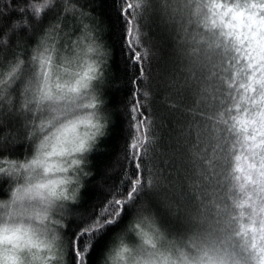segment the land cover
<instances>
[{
  "label": "clouds",
  "instance_id": "1",
  "mask_svg": "<svg viewBox=\"0 0 264 264\" xmlns=\"http://www.w3.org/2000/svg\"><path fill=\"white\" fill-rule=\"evenodd\" d=\"M59 2L63 19L36 33L27 55L3 57L10 35L30 22L14 19L0 35V110L22 119L31 147L23 157L0 162V183L7 182V194L0 197V264H67L64 225L81 198L91 155L110 127L104 97L110 52L89 10L77 0ZM248 2L192 0L185 10L172 0L161 4L159 17L174 42L189 28L198 37L222 41L221 32L247 29L254 12ZM57 3L48 0V8ZM157 203L178 227L166 224L146 199L131 207L98 264H256L238 247L239 225L230 220L238 209H222L217 218L202 206L163 195Z\"/></svg>",
  "mask_w": 264,
  "mask_h": 264
},
{
  "label": "snow or ice",
  "instance_id": "2",
  "mask_svg": "<svg viewBox=\"0 0 264 264\" xmlns=\"http://www.w3.org/2000/svg\"><path fill=\"white\" fill-rule=\"evenodd\" d=\"M114 2L123 23L124 72L133 73L127 81L133 85L127 105L132 136L126 166L131 171L123 173L121 186L110 193V199L71 221L76 224L70 237L71 264H90L104 234L119 224L130 207L146 199L157 203L161 195L185 206H202L217 218L222 209H238V215L230 216L239 225L238 247L245 257L264 264V0L246 3L254 9L247 29L221 32L222 41L198 37L191 28L177 33V67L165 85L176 101L165 99V104L174 117L177 148L190 165L183 182L187 191L171 179V172L165 176L164 169L148 166L157 138L145 88L153 84L149 61L155 54L145 47L142 22H161L160 6L167 7L172 0ZM178 2L185 10L192 4V0ZM47 8L48 0L29 5L36 17ZM4 155L0 148V157ZM68 226L64 225L65 232Z\"/></svg>",
  "mask_w": 264,
  "mask_h": 264
},
{
  "label": "trees",
  "instance_id": "3",
  "mask_svg": "<svg viewBox=\"0 0 264 264\" xmlns=\"http://www.w3.org/2000/svg\"><path fill=\"white\" fill-rule=\"evenodd\" d=\"M84 9L89 10L93 23L98 26V30L110 52L107 79L104 86V97L106 100V111L110 115V127L107 136L101 141L95 152L91 155V165L89 176L85 180V186L81 193V198L72 207L71 215L66 224L69 225L64 235L67 244V264H71V233L75 231L76 224L71 221L81 215L89 213L92 209L100 206L107 199L110 193L120 185L125 171H131L126 166L127 149L132 130L129 127L130 117L127 110L129 93L133 90V85L127 83L133 73L125 75L124 60L122 55L121 32L123 29L122 19L118 12V5L114 0H77ZM29 0H0V33H4L17 18H23L30 22L29 28H21L18 32L10 35L9 46L3 57L7 59L14 53L27 55L28 48L35 42L36 33L43 31L45 26L57 17H61V3L47 8L39 21L34 20V15L29 11ZM24 9V11H20ZM144 24L145 47H151L155 54V59L149 61L153 84L149 91L148 109L156 120L155 135L157 142L148 166L165 170L172 173L171 179L178 180L187 191V186L183 183L185 175L190 165L186 158H182L180 150L177 148L175 136L176 130L173 128V119L165 104V99L170 103L176 101L174 95H169L166 82L173 77L176 65V55L172 35L161 22L150 19ZM33 25L35 27H33ZM18 27V26H16ZM117 84L120 86L118 87ZM138 83L136 87H140ZM138 95V94H137ZM139 98V97H138ZM148 115V112H145ZM0 148H3L5 155L0 157H23L30 152V144L25 139V130L22 119L17 115L6 114L0 110ZM168 161L169 163H165ZM174 165V167H173ZM192 177H189L191 182ZM123 185L122 187H126ZM7 194V182L0 183V197ZM154 207L161 214L164 222L172 227H178L169 218L166 212L161 209L158 203ZM131 216V207L124 214L118 225L106 232L96 246L90 257V264H98L105 247L112 239L113 234L124 227Z\"/></svg>",
  "mask_w": 264,
  "mask_h": 264
}]
</instances>
